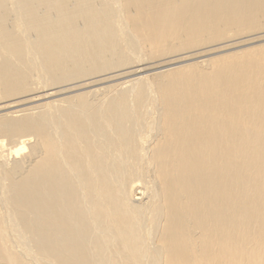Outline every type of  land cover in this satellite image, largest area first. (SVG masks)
I'll return each mask as SVG.
<instances>
[{
  "label": "bare ground",
  "instance_id": "6f19581e",
  "mask_svg": "<svg viewBox=\"0 0 264 264\" xmlns=\"http://www.w3.org/2000/svg\"><path fill=\"white\" fill-rule=\"evenodd\" d=\"M263 41L264 0H0V264H264Z\"/></svg>",
  "mask_w": 264,
  "mask_h": 264
},
{
  "label": "rangeland",
  "instance_id": "374dc122",
  "mask_svg": "<svg viewBox=\"0 0 264 264\" xmlns=\"http://www.w3.org/2000/svg\"><path fill=\"white\" fill-rule=\"evenodd\" d=\"M259 44V43H261V42H255V43H251V44H248L249 46H253V45H256V44ZM262 43H264V41L262 42ZM257 44V45H258ZM247 44H245V45H242L241 47H238L237 49H243V48H245V47H248V45L246 46ZM236 49V48H235ZM234 49H232V51H233ZM231 51V50H230ZM200 60V59H199ZM196 61H198V59H196V60H193V62H196Z\"/></svg>",
  "mask_w": 264,
  "mask_h": 264
}]
</instances>
